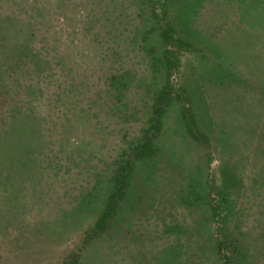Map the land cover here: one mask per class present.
Returning a JSON list of instances; mask_svg holds the SVG:
<instances>
[{
  "label": "rangeland",
  "instance_id": "obj_1",
  "mask_svg": "<svg viewBox=\"0 0 264 264\" xmlns=\"http://www.w3.org/2000/svg\"><path fill=\"white\" fill-rule=\"evenodd\" d=\"M0 84V264H214L222 177L264 264V0H0Z\"/></svg>",
  "mask_w": 264,
  "mask_h": 264
},
{
  "label": "trees",
  "instance_id": "obj_2",
  "mask_svg": "<svg viewBox=\"0 0 264 264\" xmlns=\"http://www.w3.org/2000/svg\"><path fill=\"white\" fill-rule=\"evenodd\" d=\"M165 34L166 33H164L163 35V39L166 41ZM39 68L40 67L34 66V70L32 71V73L35 75L38 72H40ZM35 76L36 78L34 79V85L36 88L34 87L32 88V86L28 84L27 89H29V91H32V89L36 91L38 89L37 87L41 86L40 81L44 82V87H46L45 83L47 84L49 83L48 81L50 77H48L47 75H45L44 77H40V75L38 76L37 74ZM113 76L114 75L110 74L107 77V79L105 78V83L111 91H112L111 80L113 79ZM124 88H126L125 84L123 85V87H121V89H124ZM119 93L117 94L118 99H116V101H119V98H120ZM3 95L5 96L6 92L4 90V86L2 85L1 87V84H0V96H3ZM16 114L19 115L20 112L17 111L15 115ZM188 132L190 136H192L193 138L195 137L194 131L192 129V124L188 125ZM8 144H11V143L6 141L5 145L3 146L0 145V154L3 153L5 155L9 153V158L11 159V161L9 162L7 160L2 161L0 158V185L9 187V189L13 191L10 199H16L18 192L15 189L18 188V186L23 183L25 177L29 178L28 179L29 183H32L33 181L35 183L37 179V176H36L37 173L32 172V171H30L27 174H25L24 171L22 173L23 169L21 167H23V164H24L23 157L27 155L26 154L27 152L26 150H24L23 146L14 145V152H13V155H11L10 151H8V146H7ZM121 169L122 168H119V170H116L115 173L113 171L112 180L114 182L119 178L120 179L122 178L123 180L125 179L126 176L124 172H121ZM121 182L122 181H120V184ZM222 182L223 183H221L220 186L217 187L216 185L215 187L218 190L217 192L218 199L214 200V206L211 207V221H212V227H213L212 233H213V238H214V250H215L214 264H249V262L244 259L245 256H244V253L242 252V249H244L245 247L249 245L248 237L247 238L244 237L245 233H237L236 237H232L231 233L228 230V227L225 225L227 223L226 214L223 211L225 208H228L230 210V207H231L233 209L235 205L231 204L230 200L228 199L229 193L227 190L229 189V187L225 185L223 177H222ZM119 191H120V187H119ZM113 201H114V197L112 194L108 198L107 205L104 211H102L100 218L96 222L97 229L100 230L101 228H104L105 224L108 223L110 217L114 215L117 205L116 204L113 205ZM70 215H71V212L70 213L66 212L65 215H63V218L64 217L69 218ZM112 225L114 224L112 223ZM48 226H54V224L53 223L48 224ZM57 236H59V233L56 234V237ZM55 239L58 240L59 238H55Z\"/></svg>",
  "mask_w": 264,
  "mask_h": 264
}]
</instances>
